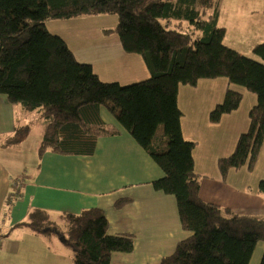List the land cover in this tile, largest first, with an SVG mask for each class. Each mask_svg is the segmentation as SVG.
<instances>
[{"label":"trees","instance_id":"obj_1","mask_svg":"<svg viewBox=\"0 0 264 264\" xmlns=\"http://www.w3.org/2000/svg\"><path fill=\"white\" fill-rule=\"evenodd\" d=\"M107 13L118 15L115 29L122 46L142 55L148 78L128 84L104 81L46 25L48 19ZM219 16V0H0V93L27 112L42 113L39 156L49 150L92 155L100 137L120 134L101 116L104 106L163 169L164 176L152 184L176 197L182 225L192 234L157 264H250L258 243L264 242V215L202 199L196 142L182 132L180 86L225 77L253 92L256 104L233 153L218 160L222 177L231 169L253 170L264 147V62L225 43L226 27ZM173 18L179 19L176 27ZM183 19L191 24L189 32L180 29ZM253 52L264 60V40ZM243 98L241 91L229 88L210 112V121L217 123L238 109ZM28 130L18 128L5 145L19 143ZM261 185L264 189V180ZM129 201L122 198L115 206ZM62 220L65 228L38 208L16 226L56 232L72 249L74 264H113L114 251L134 249L132 234H109V220L100 207L65 212ZM259 264H264V252Z\"/></svg>","mask_w":264,"mask_h":264},{"label":"crops","instance_id":"obj_2","mask_svg":"<svg viewBox=\"0 0 264 264\" xmlns=\"http://www.w3.org/2000/svg\"><path fill=\"white\" fill-rule=\"evenodd\" d=\"M220 18L221 13L219 21ZM60 33L76 56V46L71 43L68 33ZM259 38L261 36L250 41L252 47ZM232 42L235 44L229 46L240 51L238 38ZM114 46L118 61L108 73L100 68L108 65L107 62L98 63L92 56L77 59L91 63L104 81L128 84L150 76L141 54L126 52L122 44ZM229 88L241 91L244 97L248 95L250 101L245 106L243 98L238 109L213 123L209 119L210 112L224 100ZM247 91L231 84L225 77L201 79L197 86H180L178 102L183 113L182 132L186 139L196 142L193 153L202 199L235 212L264 215V190L261 188L264 175L259 166L262 151L253 170L247 167L231 169L226 179L217 165L219 158L234 151L239 135L249 127V112L256 104V95ZM243 107L242 118L229 115L240 114ZM32 112L39 113L42 118L41 141L44 119L41 112ZM32 112L10 103L7 96L0 93V264H74L72 249L56 232L51 239L43 237L49 233H36L31 228L28 233L32 236H14L22 227L16 224L26 220L29 213L38 208L45 210L59 228H65L58 223V220L63 221L65 212L102 208L109 220V234H132L135 241L133 251L112 253L113 264H157L175 251L178 242L192 234L182 225L176 197L156 190L152 184L153 180L164 176L163 169L122 125L106 119L103 108V119L116 125L121 133L100 137L92 155H62L49 150L40 157L38 144L32 147L31 153L26 152L23 145L32 133L26 121ZM225 121L231 125L219 135V127ZM22 127L29 130L21 141L5 145L7 138ZM201 151L204 158L212 154L206 161L213 168L209 173L198 165L196 153ZM18 180H23L20 187L16 184ZM14 192L18 194L15 196ZM122 198L130 201L116 207V202ZM261 243L263 250L264 242ZM22 245H30V249L23 251ZM261 258L256 255L253 259L252 256L250 264H259Z\"/></svg>","mask_w":264,"mask_h":264},{"label":"rangeland","instance_id":"obj_3","mask_svg":"<svg viewBox=\"0 0 264 264\" xmlns=\"http://www.w3.org/2000/svg\"><path fill=\"white\" fill-rule=\"evenodd\" d=\"M219 12L221 13L219 24L225 27L227 26L225 36L226 39H224V41L228 45H232L235 44L232 41H236V38H238V45L241 48V53L264 62V60L260 56L256 55L253 52V47L251 44V42L256 41L257 37L260 36L261 38H259L257 42L264 40V0H219ZM178 22L179 19L173 18V27H176ZM117 23L118 15L116 13L92 14L66 19H48L46 21V25L52 32L59 34H61L60 32L68 33L67 36L70 39L71 43L76 46L77 58L87 59V57L92 56L98 63L107 62L108 65L104 67L100 66L104 73H108L112 69H114L113 63H116V61H118L115 59L117 50L114 45L117 43V45L119 44L120 46L122 42L118 32L115 29ZM180 29L189 32L191 29L190 22L186 19H183V26ZM243 34H245L246 37H243ZM71 36H73V39L71 38ZM215 91L216 93L218 92V87H216ZM247 92L254 94L249 90ZM249 101L250 97L246 95L244 97V105H248ZM102 108L104 110L106 119L113 120L117 124L121 125L116 117L106 107L102 106L101 109ZM244 110L245 109L243 107L240 114L234 113L229 115L237 116V118H242V116L244 115ZM26 122L32 128V133L31 137L23 145V148L26 150V152L31 153L32 147H34L35 144L40 145L41 142L40 133H42L43 130L42 118H40L39 113L32 112L28 116ZM230 125L231 123H227V121H225L223 123V126L219 127L221 129H219L218 134L221 135L223 130L226 132L227 128L230 127ZM214 138L217 139L216 134L214 135ZM205 142L209 143V140L205 139ZM201 152L202 153H196L198 165H200V167H203L204 171H206L205 173H209L213 168L212 166H210V164H206V161H209L211 159L212 154L209 153V156H205L204 158L203 151ZM259 166L261 167L260 173L264 175V147L262 149ZM106 190L108 189L106 188ZM13 201H15V199ZM58 223L61 227H65L63 221L58 220ZM28 230L32 231L29 227L22 226L16 230L14 236H32V233H28ZM52 236H56L55 232H50L48 235H45L43 237H49V239H51ZM262 246L263 243L259 242L253 254V259L256 255L262 257L264 251V249L262 250L260 248ZM20 248L23 251L29 250L30 245H22L20 246Z\"/></svg>","mask_w":264,"mask_h":264},{"label":"built area","instance_id":"obj_4","mask_svg":"<svg viewBox=\"0 0 264 264\" xmlns=\"http://www.w3.org/2000/svg\"><path fill=\"white\" fill-rule=\"evenodd\" d=\"M16 184H17L18 187H20V186L23 184V180H18V181L16 182Z\"/></svg>","mask_w":264,"mask_h":264}]
</instances>
